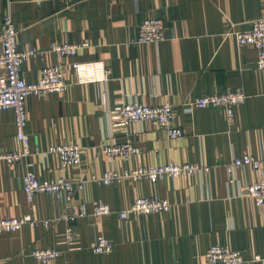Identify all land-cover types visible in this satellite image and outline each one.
<instances>
[{"label": "crops", "instance_id": "1", "mask_svg": "<svg viewBox=\"0 0 264 264\" xmlns=\"http://www.w3.org/2000/svg\"><path fill=\"white\" fill-rule=\"evenodd\" d=\"M9 2L18 49L42 52L23 64L24 78L36 82L43 67L62 60L69 86L64 93L28 97L32 154L16 163L0 159V217L31 213L40 219L35 228L0 233V264H210L204 255L215 244L241 250L246 259L264 256V208L247 194V187L264 176V69L257 67V49L240 44L234 34L251 28L264 13V0H0V52ZM151 17L165 20L166 38L137 43L140 23ZM67 42L88 45L61 58L52 47ZM226 90L247 95L235 107L232 123L223 108L190 104L197 96ZM130 101L172 103L174 122L185 135L170 138L150 121L114 125L110 111ZM16 135L14 110H0V152L22 151ZM129 140L141 149L139 155L110 159L101 151L104 144ZM62 143L82 148V165L63 166L57 156L36 151ZM244 154L263 160L258 172L231 166ZM171 162H195L210 170L156 183L91 180L108 171ZM28 170L40 178L67 177L75 190L38 193L29 201L23 189ZM154 195L171 208L121 218L120 211L138 196ZM100 202L113 212L96 216ZM81 204L87 213L73 223L78 237L69 246L61 215ZM100 234L113 241L111 252L92 250ZM43 247L61 254L51 262L37 260L32 251Z\"/></svg>", "mask_w": 264, "mask_h": 264}, {"label": "built area", "instance_id": "2", "mask_svg": "<svg viewBox=\"0 0 264 264\" xmlns=\"http://www.w3.org/2000/svg\"><path fill=\"white\" fill-rule=\"evenodd\" d=\"M4 34L2 39V51L0 52V110L12 109L15 112V124L17 127V139L22 142V151L11 150L0 152V159L8 163L23 161L32 154L30 148V136L26 131L28 114L27 99L31 95L64 93L69 86L66 79L64 63L61 60L57 64L43 67L41 76L36 82L27 81L22 74V66L28 60L38 56L42 52L36 49L19 50L16 43L18 33L13 19L10 2L3 15ZM232 34V32H231ZM240 44H249L257 49V67L264 69V13L252 21L251 28L246 31H234ZM166 38V22L160 17H151L143 20L138 29L137 43L160 42ZM86 42L55 44L52 49L60 57L75 56L80 48L86 47ZM74 69L80 68L79 62H73ZM103 69L104 77L109 76V70ZM247 98L243 90H226L197 96L190 103L196 108L220 107L223 108L227 120L232 123L235 107L245 102ZM111 121L116 126H128L137 121H150L161 127L168 137L180 139L185 135L184 129L175 124V108L172 103L165 101L156 105L141 102H125L114 107L110 111ZM43 155L57 156L63 166H80L83 163L82 148L76 143H62L50 146L46 151L36 150ZM103 154L110 159L126 158L139 155L141 149L131 140L123 143H109L101 147ZM263 160L250 154H244L234 159L231 166H251L255 171L261 169ZM210 167L204 164L171 162L167 164H149L127 168L122 172L108 171L102 176L92 175L91 180L102 184L114 182L139 181L148 179L151 182L165 178L191 176L203 171H209ZM23 187L28 200L31 201L38 193H51L59 196L61 193L72 195L75 183L67 177L57 179L40 178L33 171L28 170L23 177ZM79 187H82L79 184ZM247 194L255 203L264 208V176L254 181L247 187ZM171 203L157 195L138 196L133 204L120 211L122 219H128L132 215H145L168 211ZM113 212L107 203H97L94 208L96 216H106ZM86 206H70L62 214V219L67 222L65 242L71 246L77 240L73 222L85 216ZM47 224L48 221H45ZM26 224L32 228L37 227L40 221L32 214H24L19 217H0V233L20 230ZM113 241L104 235H98L93 243L92 250L96 253H109L113 250ZM60 251L53 247L36 248L32 255L40 261L51 262L60 256ZM210 264H242L245 262L264 264V256L255 253L250 259H246L243 252L229 245H212L204 255Z\"/></svg>", "mask_w": 264, "mask_h": 264}, {"label": "rangeland", "instance_id": "3", "mask_svg": "<svg viewBox=\"0 0 264 264\" xmlns=\"http://www.w3.org/2000/svg\"><path fill=\"white\" fill-rule=\"evenodd\" d=\"M23 189H24V187H23ZM24 191H25V190H24ZM25 193H26V192H25ZM50 194H51V193H50ZM26 195H27V194H26ZM27 198H28V197H27ZM65 212H66V211H65ZM25 214H27V213H25ZM29 214H31V213H29ZM23 215H24V214H23ZM61 218H62V215H61ZM78 218H79V217H78ZM78 218H77V219H78ZM37 219H38V218H37ZM77 219H76V220H77ZM38 220L40 221V219H38ZM63 220H64V219H63ZM42 221L45 223V221H48V220H42ZM64 221H65V220H64ZM65 222H66V221H65ZM74 222H75V221H74ZM74 222H73V223H74ZM45 224H46V223H45ZM48 224H49V221H48V223H47L46 225H48ZM66 224H67V222H66ZM26 225H28V224H26ZM29 226H30V225H29ZM66 229H67V226H66ZM65 235H66V231H65ZM63 240H65V236H64V239H63ZM64 243L67 244V245H69V246H71L70 244L66 243L65 241H64ZM57 250H59V249H57ZM59 251H60V250H59ZM60 253H61V251H60Z\"/></svg>", "mask_w": 264, "mask_h": 264}]
</instances>
